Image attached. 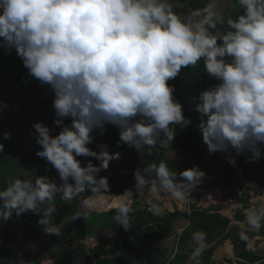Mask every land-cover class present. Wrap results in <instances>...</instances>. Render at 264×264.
<instances>
[{"label": "clouds", "instance_id": "9594fccd", "mask_svg": "<svg viewBox=\"0 0 264 264\" xmlns=\"http://www.w3.org/2000/svg\"><path fill=\"white\" fill-rule=\"evenodd\" d=\"M236 2L242 14L226 18L216 0L188 16L178 14L172 0H0V49L6 55L14 50L28 75L49 85L54 94L55 127L37 122L30 135L42 149L36 155L62 181L37 176L34 182H6L0 190V221L31 212L41 217L38 224L47 234L59 236L60 228L53 222L57 194L64 201L81 199L83 208L90 207L95 194L109 188L108 178L99 173L120 159L119 153H109L107 144L100 145L99 152L92 150L93 133L99 129L103 135L105 125L111 124L120 130L118 146L139 151L159 142L167 147L176 136L173 125L192 124L169 81L201 60L207 75L219 82L199 93L193 109L200 115L198 130L208 152H251L250 163L264 157V0ZM221 25L226 28L221 30ZM55 128L60 129L57 135ZM11 135L5 132L3 139ZM4 151L0 143V153ZM77 157H91L99 164L88 160L82 166ZM226 160L236 163L232 155ZM149 170L155 177L146 176ZM206 175L199 166L172 171L162 160L136 169L134 179L137 190L147 187L157 199L167 192L184 201ZM86 192L91 195L84 198ZM128 192L120 196L125 199L113 216L126 232L132 229ZM148 203L153 215L162 214L159 203ZM43 204L48 206L41 211ZM245 215L250 229L259 231L264 207ZM238 235L249 240L246 231ZM206 239L203 231L193 233L196 247L184 251L196 264L207 248ZM177 247L175 256L183 252L178 242Z\"/></svg>", "mask_w": 264, "mask_h": 264}, {"label": "trees", "instance_id": "16d2710c", "mask_svg": "<svg viewBox=\"0 0 264 264\" xmlns=\"http://www.w3.org/2000/svg\"><path fill=\"white\" fill-rule=\"evenodd\" d=\"M227 1H230L231 6L225 10L226 13L224 12L226 18H235L242 14L243 10L238 6L236 0ZM210 2L211 0H172L175 11L182 16H188L191 12L202 9ZM217 7L220 8L218 3ZM219 28L224 30L226 25H221ZM14 55H16L14 50L11 55H6L4 50L0 49V71H12L19 74L15 78L17 80L14 87L7 93H0V97L6 105L16 107V102L27 96L26 93L32 98L42 97V95L36 91L32 93L25 88L24 91L19 88L18 77L21 78L24 75V70L25 72L28 70L13 57ZM217 83L219 82L215 78L207 75L202 60L195 67L183 69L179 76L169 81L170 85H175L174 98L183 105L185 118H190L192 124L186 128L183 125H173L176 132L173 142H169L167 147L161 146L158 142L155 147L149 148L152 152L149 158L151 161H166L172 171H184L203 163L208 164L211 172L216 171L217 178L213 182L203 185L202 189L223 190L229 188L231 190L229 197L244 205L236 212L234 219L245 226L238 224L232 226L229 217L219 213L213 214L210 213V210L193 205L192 213L183 215L188 220V225L183 229L178 241V246L182 251L183 248L191 245L194 249L196 243L193 241V233L203 231L207 234V248L198 258L199 264H213L214 252L227 240L232 242L234 254L240 264H264L263 254L248 249L249 243L255 236L264 234V222L262 221L259 231L251 230L244 213V209L251 205V199L264 193V157L258 162L250 163L247 162V158L251 156V152L241 156H236L234 151L227 154L221 152L211 154L208 152L207 146L203 144L202 133L198 130L200 115L193 110L198 102L196 98L201 91L207 90ZM7 113V107H3L4 118L7 117ZM4 118L0 120V143L5 145V151L0 153V190L6 187L5 182L8 175L18 169L15 158L21 151L20 148H16L18 141L13 134L10 139H3L5 132H11L8 128L7 118L3 121ZM31 119L32 125L24 133V138H33L35 144L33 149L39 151L42 149L30 133L34 132V123L44 122L35 117ZM161 138H163L162 134ZM164 150L167 151L166 155ZM226 155H232L236 160L235 165L227 162ZM47 165L48 168L43 169L44 171L37 172L35 168L34 171L32 169L35 178L37 176H53V172L56 170L49 163ZM134 172L122 173L109 178L108 190L98 192L95 196L137 191ZM147 177H155V172H150ZM88 195L91 193L86 192L84 198H87ZM80 201L81 199L64 201L57 194L53 202L57 208V212L53 214V222L60 228L59 236L47 234L38 224L41 217L31 212L23 214L19 218L14 215L8 222L0 221V264H16L23 250H29L34 258L37 257V264L50 256L53 257V264H162L157 259L162 256V246L159 244L162 245L165 240L171 237L174 229L173 222L176 220L171 212L163 211L157 216L153 215L148 207L139 209L135 205L133 209L131 208L130 213L132 217L131 231L126 232L119 226L117 232L111 233L112 228L117 226L113 216L118 209L101 213L73 209L78 206ZM155 202L160 204L158 200ZM47 206L41 205L42 209L40 210L43 211ZM75 215H79L76 220L73 219ZM3 224L8 225L9 229H6ZM100 231L103 234L106 232L111 235L104 236L99 233ZM241 231L247 232L249 236L247 242L239 239L238 234ZM87 238L97 240L93 250L88 249ZM55 241H60V243L54 245ZM28 245L31 246V249H28ZM190 256V252L177 253L170 264H196V261L191 260ZM220 264L224 263L220 260Z\"/></svg>", "mask_w": 264, "mask_h": 264}, {"label": "crops", "instance_id": "0c3cea01", "mask_svg": "<svg viewBox=\"0 0 264 264\" xmlns=\"http://www.w3.org/2000/svg\"><path fill=\"white\" fill-rule=\"evenodd\" d=\"M18 62L22 63V60L17 56L14 55L13 56ZM17 74L16 72H2L0 71V93H7L9 92L13 87H14V83L17 79ZM43 87V89H42ZM49 87V85H41L40 82L34 78H32L31 76L28 75V72H25L24 70V75L19 78V88H22V90L24 91V88L31 91L33 93V91H36L38 94L42 95V97H33L29 96V94H25L27 96H24L22 99H19V102H16V107H14L13 105H7V122H8V128L11 130L13 136L15 139H19V142L21 140L24 139V133L26 132L25 130L29 129L30 126L32 125L31 122V118L35 117L38 120H41L44 122L45 125L49 126L50 128L55 127L53 121L55 119V112L54 109L52 108V103H53V92L51 91H47L44 92L45 89H47ZM51 88V87H50ZM23 91H21L23 93ZM5 103L2 102L1 97H0V120H2L4 118L3 115V105ZM6 118H4L3 121L6 120ZM16 118H19V120H16ZM65 123H70V120L65 121ZM28 127V128H27ZM107 131L105 134L100 135V131L96 130L93 133V136L95 137L94 143L89 145V147L94 150L99 152L100 151V145L102 144H107L108 147V151L110 154H114V153H119L120 154V159L118 160H113L110 165L109 168L107 170H103L99 173L100 177H106V178H111V177H116L119 174L122 173H129V172H133L136 169H141L143 170L144 168H146L147 166H150L153 163L159 164L161 161H151L149 158V155L152 153L151 149H149L148 147H143L141 148L139 151H137L135 148H132L130 146H128L127 144H124L123 146H118V141H119V133L120 130L117 127L112 126L111 124L105 125ZM25 129V130H24ZM60 129L59 128H55V132H53V135H57L59 134ZM22 133V136L19 135V137H17L18 133ZM29 138V137H28ZM31 138V137H30ZM33 141V138L29 139ZM20 152L18 154V156L15 158V162L18 163L16 164L19 167V170L21 169V173H24L23 170H26L27 168H32L31 166H25V159L29 158L30 163L33 165V162L35 159H37V155L36 152L38 150H34L33 148L31 150H29L28 152L21 149L20 148ZM129 151V152H128ZM165 151V150H164ZM128 152V154H126ZM132 152V153H130ZM167 154V151H165V155ZM38 159H40L38 157ZM77 159H80L82 161V166L86 165L88 160H91L92 163L94 165H98L99 161H96L94 158H84V157H77ZM206 167H209V171H207L208 173H210L211 175V171H210V166L208 164H205ZM31 170V169H30ZM29 170V171H30ZM153 172L151 170L146 172V176L150 173ZM25 178V177H24ZM56 182L58 184L62 183V181H60L59 179V175L57 173L56 175ZM264 189V188H263ZM262 195V194H261ZM120 197L122 196V194H118V195H96L95 198H99V197ZM259 196V195H257ZM254 196L251 199V205L249 206L250 209L253 205V200L255 199ZM168 197H170V195L167 192H160L159 193V199H157V194L156 193H152L148 190V188H144L142 191H135V192H128L127 193V198H131L132 203L130 205V207L133 209V206L136 205L137 208L139 209H143L145 207H150L149 205V201H154L158 200L160 202V205L163 207V211H169L168 209H166V204L163 203L162 200L167 199ZM229 201L235 202L231 197L227 198ZM165 205V206H164ZM99 206V205H98ZM179 207V205H178ZM244 207L243 204L241 203H237L236 209L237 211L239 209H242ZM89 209H87V207L83 208V204L82 201L79 202L77 207H74L73 209H77V210H81L83 212H89V211H96L98 213L101 212H110L114 209H118V207H114L111 210H101L99 207H97V205H94L90 202V207H88ZM204 210H210V213H217L218 211H213L212 209H204ZM246 209H244L245 211ZM257 210V209H255ZM236 211V212H237ZM170 212V211H169ZM235 212V213H236ZM246 213V212H244ZM222 215V214H221ZM223 216V215H222ZM229 218L231 219V225L233 226L234 224H232V220L234 219L235 214L233 213V217L228 215ZM185 220V224L183 225V228H185L188 225V220L186 218H184ZM180 221V220H179ZM177 221V222H179ZM236 222V221H235ZM238 223V222H236ZM183 228L179 229L176 238L173 240H169V242H164L162 245L159 244L160 246H162L161 250H162V256H159L157 259L160 263L162 264H170V262L174 259L175 253L177 251V240L179 235L181 234ZM119 229V225H117L116 227L112 228L111 233H115L117 232ZM176 230V229H175ZM174 231V229H173ZM172 231V233H173ZM255 231V230H254ZM99 233H102L101 231ZM107 234V235H105ZM105 234L102 233V235L104 236H110L111 234L106 233ZM264 238V234H260L257 235L253 238V240L249 243V245L254 241L255 238ZM88 241H92L93 243V248L95 243L97 242L96 239L94 238H87L86 243ZM230 243L232 245V247H227V243ZM248 245V249H251ZM190 246H186L185 248H183V251H187L188 248ZM92 248V250H93ZM154 249V248H153ZM219 249V250H218ZM218 254H220L221 252H226V254H228L230 257L234 256V247L233 244L230 240H227L223 246L218 247ZM217 250L214 252L213 257L215 256ZM253 251V250H252ZM256 252V251H254ZM259 253V252H256ZM32 253L28 250L22 251V254L19 256V263L22 264H37V257L34 258L32 255ZM259 254H263V253H259ZM34 255V254H33ZM264 255V254H263ZM215 258V263L217 262L216 257ZM233 258V257H232ZM236 260H238L237 257H235ZM168 259V260H165ZM224 261V259H223ZM49 262V264L53 263V257H47L45 258L40 264H47ZM214 262V259H213ZM214 264V263H213Z\"/></svg>", "mask_w": 264, "mask_h": 264}, {"label": "rangeland", "instance_id": "374dc122", "mask_svg": "<svg viewBox=\"0 0 264 264\" xmlns=\"http://www.w3.org/2000/svg\"><path fill=\"white\" fill-rule=\"evenodd\" d=\"M217 3L220 5V8L219 7L218 8L220 10H222L223 13L224 12L226 13L225 10L228 9V7L231 6L230 1H227V0H216V4ZM16 71H17V69H16ZM17 72L19 73V71H17ZM17 76H19V74ZM18 79H19V77H18ZM42 89H43V87H42ZM47 91H51L50 86L47 89L44 90V92H47ZM16 120H19V118H16ZM25 131H28V129L25 130ZM19 135L22 136V133L21 132L18 133L17 134V137H19ZM29 139H31V138L30 137L29 138H24L20 142H19V139H18V142H17L18 144L16 145V148H21V149H23V150H25L27 152L29 150H31L34 147L35 144H34V142L32 140H29ZM126 154H128V153H126ZM25 161H26L25 162V166H27V167L28 166H31L32 168H27L26 170H23L24 173H21L20 172L21 169L19 170V167H18V169L12 171L8 175V177L6 179V182L11 181V180H14L16 178L28 179V180H31L32 182H34L36 178H35V176H34V174L32 172V169L34 171V168H35L37 170V172H38V171H41V170L44 171L43 169H47L48 168V165H47L48 163L45 160L41 159V158L38 159V156H37V159L34 160L33 165L30 163L29 158L25 159ZM15 164H18V163L15 162ZM199 167H200L201 170L205 171L206 174H207L204 182L195 191H193L191 193V195H190V197L188 199H186L184 201L179 202L178 200H175V199H173L171 197H168L167 199L162 200L163 203L166 204V206H167L166 207L164 205L166 207V209H168L170 212H173L174 209H173L172 202L173 203L176 202V203H178V205H179L178 208L180 209V211L182 213H184V212L190 213L192 211L191 210L192 206L193 205H196V207H199L201 209H212L213 211H218L217 213H219L220 215L222 214L223 216H226V217H229L228 215H230V216L233 217V213L236 214L235 212L238 209V208L236 209V206H237V203L238 202H232V201H229L227 199L229 197V193H230L231 190L229 188H225L223 190H221V189H202V186L203 185H205V184H207L209 182H213L217 178V173H216V171H214L210 175V173L207 172V171H209V167H206L205 166V163L200 164ZM180 171H182V170H180ZM53 173L54 174H53L52 178H54L56 180L57 179L56 178L57 171L56 172H53ZM6 182H5V185L7 186V183ZM209 190H212V191H217V190L218 191H221V194H223V197L221 198V200L220 199H213V200L207 199L204 196V191H209ZM170 202H171V204H170ZM252 203H253V205L250 208L251 210H255V209L259 210L262 207H264V193L262 195H259V196L255 197V199L253 200ZM44 205H47V204H44ZM97 207H99L101 210L102 209H104V210L105 209L111 210V209L114 208L113 206H111V204L109 206H106V207H103L100 204H97ZM40 209H42V207H40ZM87 209H89V208L87 207ZM250 209H246L244 212H246L247 210H250ZM177 221L175 220L173 222L174 231H173V234H171V237L168 238L167 240H173V239H175L176 238V235H177V233L179 231V229L183 228V225L185 224V220L182 218L179 222H177ZM232 222H233L232 224H234V225H237L238 224V223H236L237 221L235 222V220H232ZM238 225L245 226L242 223H240ZM3 226L6 227V229H9L7 227L8 225H4L3 224ZM59 243H60V241H55L54 245H58ZM86 244L88 246V249L91 250L93 248L92 241L91 242L88 241ZM32 247H33V244H32ZM249 247L252 248L253 251H256V252H259V253H263L264 254V238L263 237H261V238H259V237L255 238L254 241L249 245ZM28 249H31V246L30 245H28ZM218 250H217V252H216V254L214 256V257H216V260H217L216 263H215V258L213 257V259H214V262L213 263L214 264H220V260L224 264H232V263H234V261H237L236 258H235L236 257L235 254H234V256H231L230 257L228 254H226V252H221L220 254H218ZM37 253H39V252L37 251ZM39 254H41V252ZM223 259H224V261H223ZM229 261H232V262H229ZM16 264H22V263H19V261H18ZM47 264H49V262Z\"/></svg>", "mask_w": 264, "mask_h": 264}, {"label": "bare ground", "instance_id": "6f19581e", "mask_svg": "<svg viewBox=\"0 0 264 264\" xmlns=\"http://www.w3.org/2000/svg\"><path fill=\"white\" fill-rule=\"evenodd\" d=\"M108 196H110V195H108ZM204 196L207 199H211V200H213V199H220L221 200V198L223 197V194H221V191H218V190L217 191L209 190V191H204ZM124 199H125V197H112V196L107 197V196H105V197L94 198V200H92L91 203L94 205L100 204L103 207L109 206L110 204L113 207H119V204ZM178 201L181 202L180 200H178ZM170 204H171V202H170ZM102 210H104V209H102ZM105 210H107V209H105ZM226 245H227V247H230V248L232 247V245L229 242Z\"/></svg>", "mask_w": 264, "mask_h": 264}, {"label": "water", "instance_id": "95a60500", "mask_svg": "<svg viewBox=\"0 0 264 264\" xmlns=\"http://www.w3.org/2000/svg\"><path fill=\"white\" fill-rule=\"evenodd\" d=\"M174 210L173 215L177 218V220L181 219L183 215L176 205H174Z\"/></svg>", "mask_w": 264, "mask_h": 264}]
</instances>
